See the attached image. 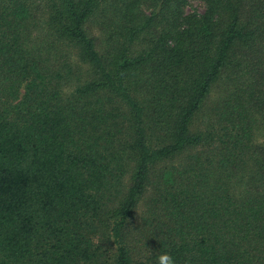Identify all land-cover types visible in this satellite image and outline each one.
<instances>
[{"label": "trees", "instance_id": "trees-1", "mask_svg": "<svg viewBox=\"0 0 264 264\" xmlns=\"http://www.w3.org/2000/svg\"><path fill=\"white\" fill-rule=\"evenodd\" d=\"M0 0V264H264V0Z\"/></svg>", "mask_w": 264, "mask_h": 264}, {"label": "clouds", "instance_id": "clouds-1", "mask_svg": "<svg viewBox=\"0 0 264 264\" xmlns=\"http://www.w3.org/2000/svg\"><path fill=\"white\" fill-rule=\"evenodd\" d=\"M156 264H175V260L168 252H162L157 256Z\"/></svg>", "mask_w": 264, "mask_h": 264}, {"label": "rangeland", "instance_id": "rangeland-1", "mask_svg": "<svg viewBox=\"0 0 264 264\" xmlns=\"http://www.w3.org/2000/svg\"><path fill=\"white\" fill-rule=\"evenodd\" d=\"M193 6H197L196 2L194 0H189L188 6L186 8H191Z\"/></svg>", "mask_w": 264, "mask_h": 264}]
</instances>
